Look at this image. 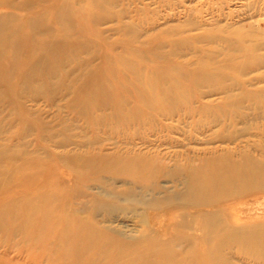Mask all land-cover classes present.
I'll list each match as a JSON object with an SVG mask.
<instances>
[{
  "label": "rangeland",
  "instance_id": "obj_1",
  "mask_svg": "<svg viewBox=\"0 0 264 264\" xmlns=\"http://www.w3.org/2000/svg\"><path fill=\"white\" fill-rule=\"evenodd\" d=\"M0 75V186L5 164L37 183L0 196L4 219L15 198L92 231L78 264H264V183L199 180L264 164V0H0ZM17 217L0 264H55Z\"/></svg>",
  "mask_w": 264,
  "mask_h": 264
},
{
  "label": "bare ground",
  "instance_id": "obj_2",
  "mask_svg": "<svg viewBox=\"0 0 264 264\" xmlns=\"http://www.w3.org/2000/svg\"><path fill=\"white\" fill-rule=\"evenodd\" d=\"M53 41H55V40H53ZM51 43H52V40H51ZM50 42H49V45L51 44ZM45 45V44H44ZM47 45V44H46ZM52 45V44H51ZM53 46V45H52ZM55 47H56V41H55V45H54ZM50 47V46H49ZM44 48V47H43ZM48 47L46 46V48H45V50H48L47 49ZM51 48V47H50ZM49 48V49H50ZM54 49V48H53ZM52 49V50H53ZM39 52H42V51H39ZM44 52H47V51H44ZM44 52H42V53H44ZM31 53V52H30ZM41 53V54H42ZM43 55V54H42ZM71 55V54H70ZM53 56V55H52ZM68 56V55H67ZM45 57V56H44ZM71 57V56H70ZM37 58V57H36ZM38 58H40L41 59V57L39 56ZM37 58V59H38ZM47 58H48V56H47ZM54 58V57H53ZM58 58V57H57ZM43 59V58H42ZM39 60V59H38ZM48 60H49V58H48ZM47 60V61H48ZM35 61V60H34ZM41 61V60H40ZM43 62H44V59L42 60ZM41 61V62H42ZM53 61V60H52ZM54 61H55V59H54ZM40 62V64H42ZM112 62V61H111ZM54 63V62H53ZM56 63V62H55ZM108 63H110V62H108ZM34 64H35V62H34ZM34 64L32 65V66H34ZM37 64V63H36ZM117 64V63H116ZM119 64V63H118ZM30 65H31V63H30ZM42 65H45V63L44 64H42ZM55 65V64H54ZM109 65V64H108ZM111 65V64H110ZM164 65V64H163ZM24 66L25 65H23L22 67L24 68ZM40 66V65H39ZM59 66V65H58ZM166 66V65H165ZM30 67V66H29ZM59 67H61V66H59ZM106 67V66H105ZM121 67V66H120ZM202 67V66H201ZM207 67V66H206ZM31 69H33V70H35V68H36V66L35 67H30ZM53 68H54V66H53ZM56 68V67H55ZM122 68V67H121ZM129 68H131V67H129ZM38 69V68H37ZM45 69V68H44ZM83 69V68H82ZM166 69H168V68H166ZM203 69V70H202ZM46 70V69H45ZM114 70V69H113ZM159 70H161V69H159ZM24 71H26L27 72V69L26 70H24ZM24 71H23V75L25 74L24 73ZM39 71H40V69H39ZM38 71V72H39ZM167 71V70H166ZM206 71H209V70H205L204 68H200V73H218L217 71H209V72H206ZM34 72V71H33ZM37 72V71H36ZM35 72V73H36ZM112 72V71H111ZM45 73H46V71H45ZM117 73V72H116ZM115 73V74H116ZM119 73V72H118ZM117 73V74H118ZM122 73H123V71H122ZM125 73V72H124ZM26 74H28V73H26ZM25 74V75H26ZM30 74V73H29ZM51 75L53 74V73H50ZM120 74V73H119ZM33 75V74H32ZM35 75H39V73L38 74H35ZM44 75V74H43ZM47 77L46 78H49L48 77V75L47 74H45ZM1 76V75H0ZM7 76V75H6ZM31 76V75H30ZM29 75H28V77H30ZM42 76V75H41ZM53 76V75H52ZM51 76V77H52ZM55 76V75H54ZM115 76V75H114ZM26 77V76H25ZM163 77V76H162ZM39 78V77H38ZM42 78H44V77H42ZM106 78V77H105ZM124 78H125V76H124ZM0 79H1V77H0ZM25 79H27V77L25 78ZM29 79H31V77L29 78ZM52 79V78H51ZM51 79H49V80H51ZM87 79V78H86ZM165 79V78H164ZM19 80H21V78L19 79ZM32 80H33V78H32ZM39 80H40V78H39ZM39 80H36V81H39ZM99 80V79H98ZM104 80V79H103ZM108 80H109V78H108ZM168 80V79H167ZM23 81H24V78H23ZM28 81V80H27ZM35 81V80H34ZM35 81V84L37 83ZM44 81V80H43ZM46 81V80H45ZM44 81V82H45ZM77 81V80H76ZM20 82H22V81H20ZM24 82H26V81H24ZM33 82V81H32ZM30 80H29V83L31 84L32 83ZM47 82V81H46ZM160 82V81H159ZM27 83V82H26ZM25 83V84H26ZM34 83V82H33ZM108 83V82H107ZM110 83H111V80H110ZM114 83V82H113ZM148 83V82H147ZM165 83V82H164ZM23 84V83H22ZM29 84V85H30ZM34 84V85H35ZM42 85L44 84L43 82L41 83ZM121 84V83H120ZM160 84V83H159ZM20 85V84H19ZM33 85V86H34ZM45 85H46V83H45ZM44 85V86H45ZM48 85V84H47ZM98 85V84H97ZM103 85V84H102ZM151 85H152V83H151ZM36 86V85H35ZM139 86V85H138ZM137 86V87H138ZM147 86V85H146ZM155 86V85H154ZM158 86V85H157ZM161 86V85H160ZM171 86V85H170ZM93 87H95V86H93ZM114 87V86H113ZM134 87V86H133ZM143 87L145 88V85H143ZM143 87H141V88H137V89H139V90H143ZM159 87V86H158ZM157 87V88H158ZM35 88V87H34ZM46 88V87H45ZM80 88V87H79ZM115 88V87H114ZM148 88V87H147ZM173 88V87H172ZM38 89V88H37ZM96 89V88H95ZM116 89V88H115ZM155 89H156V87H155ZM182 89V88H181ZM2 90V89H1ZM0 90V91H1ZM88 90V89H87ZM135 90H136V88H135ZM145 90H146V88H145ZM180 90V89H179ZM98 91V90H97ZM148 91H150V90H148ZM95 92V91H94ZM100 92V91H99ZM141 92V91H140ZM119 93V92H118ZM132 93V92H131ZM136 93V92H135ZM144 93V92H143ZM146 93V92H145ZM149 93V92H148ZM86 94V93H85ZM96 94V93H95ZM110 94V93H109ZM117 94V93H116ZM137 94V93H136ZM92 96V95H91ZM93 96H95V95H93ZM121 96H122V94H121ZM151 96V100L154 102V103H159V104H161L160 102H162V101H165V100H167V98H166V96H168L167 95V93L166 94H164V93H155L154 91H153V93H151L150 95H149V97ZM112 97H113V95H112ZM176 97V96H175ZM76 98V97H75ZM93 98V97H92ZM122 98V97H121ZM144 99V98H143ZM103 100V99H102ZM105 100V99H104ZM175 100V99H174ZM180 100V99H179ZM93 101V100H92ZM106 101V100H105ZM138 102H139V100H138ZM143 102V101H142ZM172 102V101H171ZM175 102H176V100H175ZM103 103V102H102ZM112 103V102H111ZM117 103V102H116ZM119 103V102H118ZM173 103V102H172ZM100 104V103H99ZM105 104V103H104ZM80 105V104H79ZM88 105L90 106V103L88 102ZM92 105V104H91ZM96 105V104H95ZM103 106V105H102ZM108 106V105H107ZM161 106H163V105H161ZM164 106H165V103H164ZM112 107V106H111ZM153 107V106H152ZM168 107H169V104H168ZM103 108V107H102ZM81 109V108H80ZM168 109V108H167ZM117 110V109H116ZM131 110V109H130ZM80 111V113H81V110H79ZM122 111V110H121ZM84 113H85V111H84ZM84 113H82L83 114V116H85V114ZM114 113V112H113ZM130 115V114H129ZM86 117V116H85ZM113 117H114V115H113ZM115 118V117H114ZM117 120H120V119H117ZM9 146V145H8ZM14 146V145H13ZM3 147V146H2ZM11 147V146H10ZM6 148V147H5ZM6 149H8V148H6ZM5 149V150H6ZM14 149V148H13ZM17 149V148H16ZM15 150V149H14ZM22 150V149H21ZM24 150V149H23ZM22 150V151H23ZM4 151V150H3ZM8 151H9V149H8ZM21 151V152H22ZM5 152V151H4ZM14 152H16V151H14ZM25 153H28V152H26V151H24ZM21 154H23V152L21 153ZM20 154V155H21ZM32 154V153H31ZM15 155H16V153H15ZM18 155V154H17ZM27 155V154H26ZM22 156V155H21ZM19 157V156H18ZM24 157V156H23ZM29 157V153H28V155H27V158ZM32 157H34L35 158V155L33 156V154H32ZM14 158V157H13ZM20 159V158H19ZM28 159H30V158H28ZM2 160H3V158H2ZM17 160V159H16ZM25 160H27L26 158H25ZM217 160V159H216ZM221 160V159H220ZM230 160V159H229ZM250 160V159H249ZM253 160V159H252ZM3 161H5V160H3ZM11 161V160H10ZM132 162H133V160H131ZM228 161V160H227ZM255 161H257V160H255ZM2 162V161H1ZM6 163H7V161H5ZM5 162H4V164H5ZM22 162V161H21ZM20 162V163H21ZM36 162V161H35ZM211 162V161H210ZM217 162V161H216ZM219 162V161H218ZM8 163H9V161H8ZM15 163H16V161H15ZM18 163V162H17ZM26 163H28L27 161H26ZM29 163H31V162H29ZM225 163V162H224ZM237 163V162H236ZM263 163V162H262ZM261 163V164H262ZM3 164V165H4ZM9 164H11V163H9ZM12 164H14V163H12ZM11 164V165H12ZM23 164V163H22ZM34 164V163H33ZM135 164V163H134ZM215 164V163H214ZM260 164V165H261ZM2 165V164H1ZM7 167H5L4 169H3V171H4V173H6V175H7V179H8V176L9 177H16V178H18L19 179V182H18V184H17V186H14L13 184H15V183H12V190H8L7 188L5 189H3L1 186H0V196L1 195H7V197L9 196H11L12 194H13V192L16 190L15 188L16 187H18L17 189H19V190H24V189H28V188H31L32 186H34V185H36L34 182H32V181H23V182H20V178H22V176L23 175H25V176H27L26 174H23L22 172H23V170H24V167L26 166H24L23 168H21L20 167V165L21 164H16V165H19L18 167H20V169L22 170H19V169H14L13 167H10L9 165H7V164H5ZM30 165V164H29ZM28 165V167H30ZM35 165L37 166V162L35 163ZM90 165V164H89ZM89 165L87 164V166L89 167ZM136 165V164H135ZM226 165V164H225ZM229 165V164H228ZM22 166V165H21ZM32 167V168H34V171H36L37 170V167ZM38 166H40V165H38ZM138 166V165H137ZM143 166V165H142ZM245 166V165H244ZM17 166H16V168H18ZM139 167V166H138ZM144 167H145V165H144ZM260 167V166H259ZM95 168V167H94ZM140 168V167H139ZM141 168H143V167H141ZM146 168V167H145ZM254 166L253 165H249V167H247V168H244V167H242V168H236V167H227V168H225V170L224 171H221V175H219L218 173H220V172H218V170H217V175L216 176H214V178H207V177H205V176H202L199 180H200V183L202 184V185H208V186H210V187H214V188H217V187H219V186H221V185H223V184H228V185H230L231 183H239L240 181H242V182H244V184H246V183H249V184H251V183H264V164L262 165V167H261V169L260 170H254ZM38 169H39V167H38ZM40 169H41V167H40ZM108 169V168H107ZM127 169V168H126ZM31 170V169H30ZM29 170V171H30ZM122 170V169H121ZM150 170V169H149ZM148 170V171H149ZM25 171V170H24ZM38 172L40 171V170H37ZM132 171V170H131ZM141 171V170H140ZM194 172V171H193ZM2 173V172H1ZM29 173H31V172H29ZM37 173V172H36ZM96 173V172H95ZM144 173H146V172H144ZM148 173V172H147ZM146 173V174H147ZM150 173V172H149ZM151 173H154V172H151ZM206 173V172H205ZM23 174V175H22ZM28 174V173H27ZM39 175H40V172L38 173ZM41 174H42V171H41ZM155 174V173H154ZM4 175V174H3ZM38 175V176H39ZM141 175H143V174H141ZM148 175H150V174H148ZM153 175V174H152ZM2 176V175H1ZM151 176V175H150ZM6 177V176H5ZM42 177V176H41ZM146 178L147 177H149V176H145ZM239 178V179H238ZM2 179H4L3 177H2ZM23 179V178H22ZM9 180H10V178H9ZM12 180H15V179H12ZM197 181H198V179H196ZM38 181V180H37ZM4 182V181H3ZM10 182H11V180H10ZM9 182V183H10ZM6 184H8V183H5V185ZM3 186H4V184H3ZM14 187V188H13ZM238 187V186H237ZM13 189H15V190H13ZM60 189V188H59ZM40 189H38V191H39ZM52 190V189H51ZM54 190V189H53ZM32 192H34V191H32ZM32 192H29V193H32ZM45 192V191H44ZM53 193H56V191L54 190V191H52ZM35 193V192H34ZM29 194L28 196H33V195H35V194ZM61 193V192H60ZM57 194V193H56ZM56 194H54V195H56ZM14 195V194H13ZM12 195V196H13ZM43 195L44 194H42V200H43V198L45 199V197H43ZM52 195V194H51ZM50 195V196H51ZM59 195V194H58ZM12 196H11V198H12ZM18 196V195H17ZM24 196V197H23ZM27 196V194L26 193H24L23 192V194H22V197L23 198H21V199H24L25 197ZM37 196V195H36ZM44 196H46V195H44ZM48 196H49V192H48V195L46 196L47 198H48ZM19 197H21V196H19ZM38 197V196H37ZM41 197V196H40ZM54 197V196H53ZM59 196H57V198H58ZM18 198V197H17ZM30 198H32V197H30ZM51 198V197H50ZM35 199V198H34ZM41 199H40V201H41ZM54 199V198H53ZM56 199V198H55ZM54 199V200H55ZM14 200H15V198H14ZM13 199L10 201L11 203L12 202H14V204H15V201H14ZM33 200V199H32ZM53 200V201H54ZM58 200V199H57ZM56 200V201H57ZM206 200V199H205ZM4 201H5V199H4ZM21 201V200H20ZM24 201V200H23ZM28 201H30V200H28ZM39 201V202H40ZM52 201V200H51ZM22 202V201H21ZM9 203V202H8ZM16 203H17V201H16ZM22 203H24L25 204V202H22ZM36 203V202H35ZM206 203V202H205ZM13 203H12V206H10V210H7V211H10V217L12 218H14L15 217V214H16V216H18L17 218L19 219V221H20V223L19 222H17V223H19V225H21V228H20V231L19 230H17V231H19V234H21L22 235V238H23V236L25 237V238H23V239H27V240H31L30 239V237H32V236H36V237H39L38 239V243H42V244H44L45 246H46V249H45V254L47 253V254H49V253H51V252H54V254H55V251L56 250H59V251H61V255H59V257L58 256H56L57 257V259H54V256H52L53 255V253H51L52 255H51V257H53V259L55 260V261H53V263L54 262H56L55 264H78V262H79V255H80V258H81V254H82V251L84 252V250L86 251V252H89L90 251V247L92 246L91 245V243L92 242H94V240H92V242H90L91 240H89L88 239V235L90 234V232H92V231H87L86 232V228H84V227H81V226H79V225H73V226H68V225H66V223L64 224L63 223V226H62V224L60 223V218H58L57 219V217H56V219H55V221H54V219H52L51 218V216H50V213H49V211L47 210V208L45 207V206H43V207H45L46 209V211L45 210H40L39 211V209H38V211H33L32 209H30V208H27V207H23L22 208V206L21 205H23V204H20L19 206L22 208H20V209H18V211L17 210H15L14 209V205ZM19 204V203H18ZM52 204H54V203H51V205L50 206H52ZM3 205V204H2ZM4 205H6V206H4V207H7V202H6V204H4ZM39 205H40V203H39ZM61 205V204H60ZM17 206V205H16ZM25 206V205H24ZM32 206H33V204H32ZM47 206V205H46ZM55 206V205H54ZM54 206H52V207H54ZM57 206V208L59 207L58 205H56ZM1 207V206H0ZM17 208V207H16ZM33 208V207H32ZM49 208V207H48ZM6 209V208H5ZM37 209V208H36ZM3 210V209H2ZM20 211V212H19ZM2 212H4V210L2 211ZM0 214H1V212H0ZM54 214V213H53ZM55 214H57V213H55ZM54 214V215H55ZM63 215V214H62ZM2 216H3V213H2ZM2 216H0L1 218H3ZM5 216H6V212H5ZM56 216V215H55ZM54 216V217H55ZM64 216V215H63ZM53 217V216H52ZM59 217V216H58ZM8 218V217H7ZM7 218H3L4 220V222H7V224H8V221H11L12 219L11 218H9V219H11V220H9V219H7ZM78 219V218H77ZM1 221V220H0ZM2 221V222H3ZM70 221H73V219L72 220H70ZM78 221V220H77ZM2 222H0V229H3V228H6V227H4V224L2 223ZM15 222V221H14ZM13 222V223H14ZM9 223H12V222H9ZM59 223H60V225H59ZM15 224H16V222H15ZM83 224V223H82ZM86 224V223H85ZM6 225V224H5ZM17 225V224H16ZM59 225V226H58ZM66 225V226H65ZM8 226H10V225H8ZM83 226V225H82ZM11 227H12V225H11ZM11 227H7L6 229H5V231H7V232H13V234H14V230L15 229H12ZM212 230V229H211ZM210 230V231H211ZM209 231V232H210ZM88 232H89V234H88ZM17 233V232H16ZM18 234V235H19ZM209 234V233H208ZM5 235V234H4ZM12 235V234H11ZM14 235H17V234H14ZM92 235V234H91ZM104 235V234H103ZM86 236V237H85ZM92 237V236H91ZM91 237H89V238H91ZM8 238H9V236H8ZM11 238H12V236H11ZM35 238V237H34ZM95 239H97V238H95ZM106 239H108V238H106ZM103 240V239H102ZM37 240H35L33 243H30L29 242V244H30V246H33V244L35 243L36 245L38 244L37 242H36ZM40 241V242H39ZM112 241V240H111ZM9 242V241H8ZM98 242V241H97ZM96 242V243H97ZM109 242V241H108ZM116 242V241H115ZM114 242V243H115ZM117 242H119V240L117 241ZM117 242H116V245H117ZM227 242V241H226ZM225 242V243H226ZM96 243L95 244H93V245H96ZM113 243V242H112ZM32 244V245H31ZM109 244V243H108ZM107 244V245H108ZM111 244V243H110ZM123 244V243H122ZM244 244V243H243ZM242 244V245H243ZM256 244V243H255ZM35 245V247H38V246H36ZM107 245H104L105 246V248H107L108 246ZM123 245H125V246H123ZM122 246V248H124V247H127L129 244H127V243H125V244H123ZM131 245V244H130ZM136 245V244H135ZM134 245V246H135ZM138 245V244H137ZM140 245V244H139ZM138 245V246H139ZM215 244H213V246H214ZM103 246V244L101 245V247ZM107 246V247H106ZM212 246V245H211ZM225 246H226V244H225ZM29 247V246H28ZM94 246H92V248H93ZM131 247V246H130ZM147 247V246H146ZM27 248V247H26ZM129 248V247H128ZM133 248V247H132ZM135 248H137V247H135ZM216 248H217V246H216ZM252 248V247H251ZM137 249H139V248H137ZM147 249V248H146ZM254 249V248H253ZM51 250V251H50ZM107 250V249H106ZM109 250V249H108ZM123 250V249H122ZM127 250V249H126ZM157 250V249H156ZM219 250V249H218ZM217 250V251H218ZM244 250V249H243ZM34 251V250H33ZM101 251H102V248H100V249H98L97 251H94V253L92 252V255H91V257H90V259H88L86 262H85V264H94L95 262V259L97 258V256L101 253ZM124 251H125V249L123 250V253H124ZM144 251V250H143ZM142 251V252H143ZM150 251H153V249H151ZM120 252V251H119ZM118 252V254H120ZM134 252H135V249H134ZM146 252H147V250H146ZM153 252H155V250L153 251ZM168 252V251H167ZM208 252H209V250H208ZM207 252V253H208ZM213 252V251H212ZM141 253V252H140ZM150 253H152V252H150ZM165 253V252H164ZM44 254V255H45ZM60 254V253H59ZM87 254V253H86ZM129 254V253H128ZM132 254V253H131ZM145 254V253H144ZM158 254V253H157ZM104 255V254H103ZM106 255V254H105ZM108 255V254H107ZM114 255V254H113ZM126 255H127V253H126ZM147 255V254H146ZM213 255V254H212ZM110 256V255H109ZM124 256V255H123ZM143 256V255H142ZM160 256V255H159ZM209 256V255H208ZM50 256H48L47 258H49ZM102 257V256H101ZM113 257V256H112ZM127 257V256H126ZM129 257V256H128ZM140 257V256H139ZM144 257H145V255H144ZM147 257V256H146ZM165 257H166V255H165ZM1 258V257H0ZM47 258H46V261H47ZM121 258V257H120ZM138 258V257H137ZM137 258H134V257H131V258H129L128 259V263L127 264H131V261L132 260H134V261H137ZM156 258V257H155ZM160 258V257H159ZM174 255H172V256H170V257H167L166 258V262L164 263V264H189V262L186 260V259H183L181 262H176V260L174 261V259H176V258H174ZM50 259H52V258H50ZM52 259V260H53ZM84 259V258H83ZM104 258H102V260H103ZM153 260H154V258H152ZM208 259V258H207ZM210 259H214V258H210ZM2 260V259H1ZM121 260H125V259H121ZM162 260V259H161ZM209 260V259H208ZM214 260H217V259H214ZM214 260H213V262H214ZM51 261V260H50ZM84 261V260H83ZM98 261V260H97ZM97 261H96V263H97ZM118 261V260H117ZM144 261V260H143ZM193 261V260H192ZM6 262V261H5ZM52 262V261H51ZM101 262V261H100ZM98 263V264H101V263ZM116 262V261H115ZM125 262V261H124ZM154 262H156V263H160L159 261L157 262L156 261V259L154 260ZM95 263V264H96ZM112 263H113V261H112ZM2 264V263H1ZM7 264H9V263H7ZM12 264V263H11ZM13 264H16V263H13ZM48 264V263H47ZM111 264V263H110ZM116 264H118L117 262H116ZM140 264H142V262H140ZM149 264H151V263H149Z\"/></svg>",
  "mask_w": 264,
  "mask_h": 264
}]
</instances>
